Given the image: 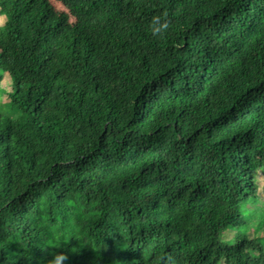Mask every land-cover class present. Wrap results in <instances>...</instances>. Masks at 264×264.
<instances>
[{
    "label": "trees",
    "instance_id": "trees-1",
    "mask_svg": "<svg viewBox=\"0 0 264 264\" xmlns=\"http://www.w3.org/2000/svg\"><path fill=\"white\" fill-rule=\"evenodd\" d=\"M48 1L0 0V264H264V0Z\"/></svg>",
    "mask_w": 264,
    "mask_h": 264
},
{
    "label": "rangeland",
    "instance_id": "rangeland-1",
    "mask_svg": "<svg viewBox=\"0 0 264 264\" xmlns=\"http://www.w3.org/2000/svg\"><path fill=\"white\" fill-rule=\"evenodd\" d=\"M48 4L51 10L59 15H63L70 26H73L75 19L57 0H49ZM5 18L0 10V29L3 27ZM14 93L13 81L9 75L0 69V123L4 121H17L20 114L14 109L11 104L10 96ZM258 193L253 202L245 203L243 209L240 211V218L238 221L251 229V220L258 214L259 223L264 225V178L259 180L257 185ZM235 232V234H237ZM235 234L226 233L223 242H229L230 238ZM232 251L226 246L218 248L214 247L209 250V256L213 260V264H229L232 259Z\"/></svg>",
    "mask_w": 264,
    "mask_h": 264
},
{
    "label": "clouds",
    "instance_id": "clouds-1",
    "mask_svg": "<svg viewBox=\"0 0 264 264\" xmlns=\"http://www.w3.org/2000/svg\"><path fill=\"white\" fill-rule=\"evenodd\" d=\"M169 24L167 20V13L162 16H154L152 18L151 32L153 36H161L168 30ZM68 259L67 255L62 251H57L52 255V259L48 261V264H63ZM171 260V257H169Z\"/></svg>",
    "mask_w": 264,
    "mask_h": 264
}]
</instances>
